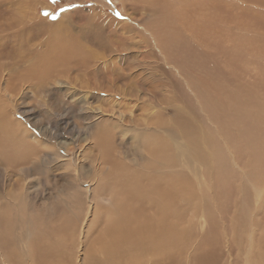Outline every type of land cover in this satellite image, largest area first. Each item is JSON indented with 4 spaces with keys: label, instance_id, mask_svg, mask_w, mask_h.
<instances>
[{
    "label": "rangeland",
    "instance_id": "374dc122",
    "mask_svg": "<svg viewBox=\"0 0 264 264\" xmlns=\"http://www.w3.org/2000/svg\"><path fill=\"white\" fill-rule=\"evenodd\" d=\"M180 3L0 0V71L9 75L12 66L32 79L0 108L22 123L25 145L37 152L23 160V148L1 133L12 158L0 154V214L14 210L32 221L22 219L20 230L65 222L70 264H160L161 244L143 252L130 237L102 242L121 203L133 206L137 224L158 211L112 185L123 169L149 168L165 180L160 191L166 179L176 183L171 262L195 264L213 252L215 264H264V0ZM56 24L64 25L58 47L47 40ZM69 38L81 47L76 56L31 72L51 46L61 54ZM136 128L146 132L141 144ZM154 139L164 141L168 160L152 156Z\"/></svg>",
    "mask_w": 264,
    "mask_h": 264
},
{
    "label": "bare ground",
    "instance_id": "6f19581e",
    "mask_svg": "<svg viewBox=\"0 0 264 264\" xmlns=\"http://www.w3.org/2000/svg\"><path fill=\"white\" fill-rule=\"evenodd\" d=\"M145 1H148V0H145ZM179 3H180V0H179ZM162 4H163V2H162ZM171 4H172V6H174V3H171ZM44 6H45V4H44ZM46 6H48V5H46ZM159 7H160V5H159ZM166 7L168 9L169 5ZM162 8H164V7H162ZM162 8H161V11L163 10ZM174 8H176V7L174 6ZM169 9L171 11V8H169ZM166 13H169V11L165 12L164 14H166ZM173 13H174V10H173ZM179 13H180V11H179ZM177 15H178V12H177ZM101 17H103V16H101ZM165 17L162 16V18H165ZM159 18H161V16ZM181 18H182V16L180 17V19ZM178 19H179V17H178ZM37 22H39V20ZM40 22H41V20H40ZM54 26H55L54 28L51 27V29H50V36L52 38L47 39V40H52L54 38L55 45H57V47H58V38L62 34L61 30H62L64 25L63 24H56ZM19 27H21V26H19ZM50 42H52V41H50ZM46 44H48V43L46 42ZM176 46H175V48H177ZM60 47H61V49H59V50H61V54L54 52V49L51 46L50 47L51 51L47 55H44L41 57L42 61L39 62V63H41L40 67L37 66L38 64L33 65L34 64L33 63L32 64L33 69L31 68V72H35V71L38 72V69H42L43 67H45V70H46L48 68L46 63L49 60L57 59V57H58V59L60 61H63V60H66L67 58H69V56H71V55L76 56L81 51V47L78 44V42L76 40L73 41L71 38H69V42L61 45ZM59 50L57 48V51H59ZM89 56H90V54H89ZM89 58L92 60V62H95V61L100 59L99 56L97 57L96 55H91V57H89ZM37 59H40V56L36 57V59H35L36 62H38ZM55 62L57 64V61H55ZM29 63H31V62H28V64ZM49 72H50V70H49ZM30 77L31 76H28V73L24 74L23 71L20 70L19 68H15L12 66H10V68H9V75H6L4 69H3V72L0 71V83L5 84V86L3 88H0V100L1 99L3 100V98L5 99V97L11 96V95L17 93L18 91H20L26 83H29L30 81H32V79L30 80ZM10 99H12V98H10ZM4 104L7 105L6 103H4ZM3 110L0 108V141H2L1 140V133H3L4 135L3 134L2 135L4 137V140L7 141V143H11V144L14 143L15 145H20L23 148V152H21V153H23V155H22V157H24L23 160H26V159L29 160L30 158H37L36 149L32 146H29V144H28L29 142L26 143L28 145H25L26 138L24 137V134L22 133V131L20 129V127L22 126V123L19 122L20 127H18L19 124L16 122L17 119L9 121L8 116L6 115V113L4 114ZM19 121H20V119H19ZM23 128H26V127H23ZM89 131H90V129H89ZM134 133H135V139L138 140V143L141 144V141H143V139H144L143 137H146L145 130L136 128ZM33 136H34V138L35 137L37 138V136H35V135H33ZM102 140L103 139L99 140L98 143H101ZM136 140H135V143H137ZM37 141L39 143H43V141H41V139L40 140L37 139ZM154 142H155V144H151V146L153 148L152 156L157 157V158L160 157L164 160H166V159L168 160V157L164 158V154H165L164 147H163L164 141L162 139H161V141L159 139L158 140L154 139ZM35 143H37V142H35ZM30 144H32V143L30 142ZM33 145H35V144H33ZM44 145H45V143H44ZM4 148H3V145L0 144V154L5 155V157L12 158L11 155L4 150ZM103 149L106 150V152H107V149H109V148L107 147V145L104 144ZM142 154H144V153H142ZM2 155H0V156L3 157ZM19 157H21V154L16 152V158H19ZM106 161L110 164V166L117 165V163L114 160L106 159L105 162ZM160 161H163V160L159 159L156 162L159 163ZM137 162H139V161H137ZM151 169H153V167H151ZM21 170L23 173L27 169L23 168ZM103 171H105L104 173L108 172L106 170H103ZM122 173H123V175L118 174V178L119 179H121L122 177L123 178L121 180H116V182H114L112 184L113 187L115 188L117 186H121L120 188H122V189L124 187L125 190H129L130 192H134L136 198L139 197L138 199H141L143 201L147 200L151 204L154 203L156 205V208H158V211H155L156 214L154 215V217L152 218L151 221H147V222L143 221V224H141V223L137 224V222L135 221L136 217L134 216L136 211L131 208L133 206L129 207L128 201H125L124 204L121 203V206L120 207L118 206L119 208L116 209L112 213L111 217H109L110 227L107 224L106 230H104L105 232L103 233L104 236H106V237L102 242H104L106 240L108 242H110L111 239H113L116 243H119V242L123 241L122 240L123 238L126 239L127 237H130V238H134L132 240L134 241L133 243L135 245H137L136 249H138L139 251H143V252L147 249L152 251L153 247L154 246L156 247V243H157V245L161 244V245H163V248H162V252L160 254L161 255L160 257L162 259L160 264H174L173 262L170 261V260H173L172 255L170 253L173 250V245L175 244L174 240L177 239L178 236L172 234L170 231L175 226V225H172V223L170 222V217L172 214L170 202H171V197H172V191L175 190L176 183L173 181V179L168 178V179H166L167 180V182L165 184L166 187L164 186V188H163L164 190L160 191V187H161V185H163V183H165V180L163 179L164 180L163 181V180H159V179H156L155 177H153L154 174L152 175V172H150V168L147 169L145 172H140V173L137 171L136 172L130 171L128 175H124V174L128 173V171L126 169H123ZM110 174H112V173H110ZM101 178H102V176H101ZM175 179H177L179 181V184H180L181 179L180 180L178 178H175ZM108 180H109L108 176L106 175L104 178V182L108 183ZM142 181H146L147 185ZM100 188H102V187H100ZM184 188H186V187H184ZM89 191L90 190H87L86 196H87V198L89 197L90 204H92V201L94 199L92 196L93 191L92 192H89ZM116 191H117V189H116ZM115 193H117V192H115ZM96 194H97V190H96ZM101 201L106 202L108 204L110 203V201H108L107 199H101ZM132 204H133V201H132ZM91 208H92V205L90 206V209ZM24 218L25 217L23 215L16 214L14 210H7V209L2 210L1 209V214H0V264H70L69 263L70 252H69V245H68L69 240L67 239V233H65L67 231L62 229L63 226H66L65 222L61 223L60 226H54L51 229H48V228L42 229V228H37V227L35 228L33 226L32 229L27 228L26 230L25 229L20 230L21 227H19L18 224ZM24 220H25V223L32 222L31 220H28V219H24ZM87 220H88V218H87ZM36 222H38V221H36ZM138 222H140V221H138ZM46 226H47V223H46ZM138 227H142V228H138ZM16 231H17V233L19 231V233H20L19 236L15 235ZM80 234L82 237H84V235H85L84 226H83V229L81 230ZM55 236H56V239H55ZM119 236H120V238H122L121 239L122 241L114 239L115 237H119ZM161 245H158V246L161 247ZM150 248H152V249H150ZM164 255H166V256H164ZM217 256L218 255L216 254V256H215V253H213V252H210L208 254L205 253V256H204V254L203 255L201 254V256L199 257L198 261H196V263L198 262L197 264H215L216 263L215 260L218 258ZM249 263L251 264V262H249Z\"/></svg>",
    "mask_w": 264,
    "mask_h": 264
},
{
    "label": "snow or ice",
    "instance_id": "6c2138e0",
    "mask_svg": "<svg viewBox=\"0 0 264 264\" xmlns=\"http://www.w3.org/2000/svg\"><path fill=\"white\" fill-rule=\"evenodd\" d=\"M52 2H53V3H56V0H52ZM69 7H70V8H74V7H78V6H77V5H70ZM67 10H68L67 8H62V9H60L61 12H64V11H67ZM44 15H45V16H48V15H50V13L45 12ZM52 18H53V19H56V16L53 15Z\"/></svg>",
    "mask_w": 264,
    "mask_h": 264
}]
</instances>
